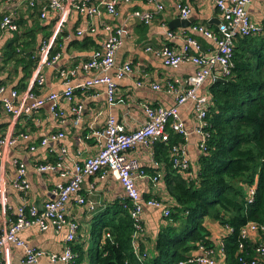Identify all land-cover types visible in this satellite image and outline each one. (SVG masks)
<instances>
[{
  "label": "built area",
  "instance_id": "1",
  "mask_svg": "<svg viewBox=\"0 0 264 264\" xmlns=\"http://www.w3.org/2000/svg\"><path fill=\"white\" fill-rule=\"evenodd\" d=\"M10 1L15 3H13L12 10L6 11L1 17L0 37L5 31H16L18 29V24L14 17L19 14L16 7L21 4L25 5V7L38 6L39 17L42 19H47L46 17L52 14L56 18L52 31L42 39L39 47L32 55L34 59L36 58V63L33 67L34 75L31 83L22 91L11 87L8 92H5V85L0 82V105L5 112L10 114L13 120H17L19 117L25 115H32L44 103L50 102L49 109L53 118L57 117L64 121V111L59 109L58 106L60 100H66L70 104L71 110H74L78 115L81 111V104L76 101L75 86H80L84 90L90 88L92 85L102 84L106 91L108 104L110 105L115 101L117 79L128 76L132 72L133 67L130 61L115 66L116 51L123 42L121 35L123 28L121 26H113L110 23L103 25L106 37L101 42L100 47L93 50L92 55L88 59L82 60L80 63L72 65V67L60 68L58 70L64 79V87L60 92L54 91L40 94L35 92L32 86L42 85L45 81L44 67L52 66L60 58L61 50L51 53V49L55 43L56 35L60 33L74 11L92 17L98 15L104 9L107 13L115 15L117 14V5L119 3L126 4L133 0ZM146 1L153 5L152 9H135L130 11L128 16L135 17L145 24L149 23L157 13H161L165 9V4L162 0ZM210 1L216 7L217 13H219L216 30L212 31L202 24L192 26L191 30L202 33L213 40L215 47L212 50H202L199 41L193 35L184 36L185 43L181 49H176L168 43H165L160 48H154L150 45L145 47V50H149L158 56L164 65L177 68L183 62L195 64L196 71L194 73L184 75V77L173 76L163 85L164 89L174 94V104L166 108L161 105H144L145 122L137 126V128L130 130L122 122L118 121L112 113L108 114L104 120V124L99 130L95 131L99 138L98 150L82 161L74 159L72 170H60L61 176L69 174V178L66 181L54 184L51 190L53 197L45 201L44 208L38 210L35 205L27 203L24 199L25 197H23L16 215L4 221L0 228V264H7V261L4 260V254L9 245L12 244L23 247L24 255L21 260L32 264H39L38 258L44 251L29 246L19 236L21 231L29 226H38L41 229H47L52 226L56 230L63 229L66 226L68 230L64 237L63 250L58 254L50 253L49 257L56 264H73L77 257L76 252L73 250V244L75 243L78 223L69 218V202L72 201L80 205L88 203L89 209L94 208L93 203L88 202L80 190L83 187L82 182L84 178L96 173H99L101 176L109 174L121 184L127 201L124 207L128 209L131 220H133L131 244L134 254L141 262L151 257L146 245L145 226L142 223V219H140L141 212L145 205L154 206L161 209L163 217L168 219L171 208L165 200L141 196L138 183L135 179V172H138L140 176L145 175V172L139 168L137 160L129 156V152L135 144H143L148 147L153 145L156 140L167 142L170 133L174 131L181 134L183 140L173 142L169 149V153L173 158V165L185 171L186 175L194 173L184 151L183 143L190 131L182 124L179 117L180 105L184 104L186 100H190L197 111V126L194 131L199 136L198 144L202 154L207 147L205 143L209 137L206 118L209 97L206 93L200 92L202 84L207 79L228 75L230 72L229 68L232 65L234 38L239 34L247 35L251 32H256L259 28L246 9V4L250 0ZM174 7L181 17H189L191 7L188 3L177 0L174 2ZM90 30H94V26L91 24L87 28V31ZM82 32H84L83 28L79 27L76 29L77 34H81ZM167 33L169 36H175L171 30H167ZM79 70L86 72L92 70L95 73L85 82L74 85L72 84V79ZM152 87L162 89V85L157 82H152ZM76 118H79V115ZM64 135L65 133L59 131L35 139L30 131H17L13 126H10L5 133L0 135V171L5 170L6 158L11 150L10 148L15 146L18 140L23 139L26 147L30 151H34L37 149V145H45L47 142ZM13 164L16 167V175L11 180V184L19 191L21 190L23 196H25L30 189L26 177L27 167H25L24 162L17 158L13 159ZM62 165V162L56 159V161H37L36 167L41 171H56L63 169L64 166ZM161 175L162 172L156 170L150 179L156 184ZM5 184L6 180L1 176V205L5 201ZM254 191V186H251L248 192L250 200L253 199ZM224 226H227L228 230L231 229L226 224ZM260 229H264V225ZM257 231L258 226L253 222H248L241 229L240 235H242V238H250V234L257 233ZM140 242L143 244V247L140 246ZM241 249L242 244H239V250ZM200 250V252L190 254L185 259H180L174 264H224L226 254H224L223 240L219 243L218 247L204 248L200 245ZM256 252L264 254V247H257ZM250 264H256V262L253 260Z\"/></svg>",
  "mask_w": 264,
  "mask_h": 264
},
{
  "label": "crops",
  "instance_id": "2",
  "mask_svg": "<svg viewBox=\"0 0 264 264\" xmlns=\"http://www.w3.org/2000/svg\"><path fill=\"white\" fill-rule=\"evenodd\" d=\"M0 1V10L4 11L12 10L13 3H15L10 0ZM162 1L165 4V9L163 12L157 13L149 23H141L135 17L128 16V14L135 9H152L153 5L146 0H133L126 4L119 3L115 15L107 13L104 9L98 15L92 17L74 11L59 33L61 56L52 66L44 67L45 81L38 86L39 91H36L40 94L60 92L63 89L64 79L58 70L72 67V65L80 63L82 60L88 59L93 50L100 47L101 42L106 37V32L103 29L104 24L110 23L113 26L123 28L121 34L123 42L116 51L115 66L130 61L133 70L128 76L117 79L116 98L110 105L107 102L106 91L102 84H95L84 90L80 86H75L76 101L81 104L79 118H76L78 115L74 110H71L70 104L66 100H60L58 103L59 109L64 111V121L57 117L53 118L49 109L50 102L44 103L32 115L19 117L17 120H13L10 114L5 112L0 105V135L5 133L10 126H13L17 131H30L35 139L59 131L65 133L63 137H58L45 145H37V149L34 151H30L26 147L23 139L18 140V143L10 148L11 150L6 158V168L4 171H0V177L2 176L6 180L5 201L3 204L5 206L0 204V228L4 221L16 215L23 197H25L27 203L35 205L38 210H42L40 207H44L45 201L53 197L51 190L54 184L66 181L69 178V174L61 176L60 170H72L74 159L82 161L98 150L99 138L95 131L99 130L104 124L108 114L112 113L118 121L130 130L145 122L144 105H161L166 108L174 104V94L164 89L163 85L173 76L184 77V75L194 73L196 71L195 64L183 62L177 68L164 65L158 56L149 50H145L147 45L160 48L168 43L176 49H181L185 43L184 36L193 35L199 41L202 50H212L215 47L213 40L202 33L191 30L192 26L201 24L212 31L216 30L219 13H217L216 7L210 0H180L190 5L189 17H192L193 20L187 26L174 27H169L168 24L170 20L178 15V11L174 7V2L177 0ZM16 9L19 11V16L22 15V18L27 20L25 22L27 26L30 22V17H27V15L31 14L25 5L21 4ZM246 9L254 22L264 17L263 0H250L246 4ZM53 16V14L48 15L47 19L39 17L43 24L48 25L46 28L48 31L52 27V22H54ZM90 24L94 26L93 31H87ZM79 27L84 30L81 34L76 33V29ZM167 30H171L175 36H169ZM7 33L9 32L5 31L0 37L1 46L8 39L6 38ZM42 34L44 35V30L40 29L36 34L38 40ZM85 37H88V40L84 43L74 42L75 39L81 41ZM2 52L0 51L1 55ZM94 73L92 70L87 72L79 70L74 75L72 84L77 85L85 82ZM22 75L21 67L16 66L14 61L4 62L3 58L0 57V79H2L1 83L5 85V92H8L11 87L18 89L17 84L20 82ZM33 75L32 69L25 78V88L31 83ZM152 82L161 84L162 89L153 88ZM24 89L18 90L22 91ZM196 114L197 111L190 100H186L184 104L180 105L179 117L182 124L190 131L183 145L193 172L200 169L198 157L201 154L198 144L199 136L194 131L197 126ZM156 141L148 147L143 144H135L131 148L129 156L134 157L139 164V168L145 172L143 176L135 172V179L141 196L144 198H160L165 200L168 205L172 204L173 200L167 195L162 175L156 184L150 179L156 170L164 173L165 168L164 163H161L155 156ZM168 157L174 169L186 173L173 165V158L170 153ZM14 158L20 159L27 167L26 177L30 189L25 196H23L21 190L19 191L11 184V180L16 175V167L13 164ZM56 159L62 162L63 169L41 171L36 167L37 161H56ZM82 184L83 187L80 192L85 195L88 202L93 203L94 208L89 209L88 203L80 205L72 201L69 202V218L78 223L73 247L75 246L77 249L79 247L83 252L81 256L76 257L73 264H89L87 251L94 244V240L91 239L90 235L91 219L94 214L112 205L115 200L124 204L127 202L121 184L109 174L104 176L99 175V173L93 174L84 178ZM140 219H142L146 230V245L150 254H152L155 236L167 224V219L163 217L161 209L147 205L144 206ZM204 223L216 247L222 242L225 235L231 231L211 216L206 217ZM67 230L66 226L60 230H56L52 226L47 229L29 226L23 229L19 236L29 246L44 251L38 258L39 264H56L50 259L49 254H58L63 250ZM250 240L252 242H262V237L258 233H251ZM77 251L75 252L78 256ZM23 255V247L12 244L7 248L4 260L7 261V264H32L21 260ZM258 256L256 264H264V254Z\"/></svg>",
  "mask_w": 264,
  "mask_h": 264
},
{
  "label": "trees",
  "instance_id": "3",
  "mask_svg": "<svg viewBox=\"0 0 264 264\" xmlns=\"http://www.w3.org/2000/svg\"><path fill=\"white\" fill-rule=\"evenodd\" d=\"M37 8L26 7L31 14L27 15V26L22 15H15L18 29L6 31L8 39L0 45L3 61H14L21 67L18 89L25 88V78L36 63L32 55L54 24L48 31ZM5 12L0 10V20ZM256 22V32L234 38L232 65L229 74L223 76L225 79H207L200 89L209 97V137L204 153L198 157L200 169L186 175L172 167L169 149L173 142L183 140L181 134L172 131L167 142H155V156L164 163L162 177L173 202L169 204L167 224L155 236L151 257L141 262L135 256L131 244L133 220L124 203L115 200L91 219L94 244L87 251L89 264H174L200 252V245L215 247L204 223L208 216L231 228L223 238L224 264H250L253 260L257 263L256 248L264 247V229H260L264 225V17ZM40 29L44 35L38 40ZM87 40L85 37L74 42ZM56 50L60 51L59 34L51 53ZM32 88L39 91L37 85ZM251 186L255 188L252 200L248 198ZM248 222L258 226L262 242L242 238L240 231ZM140 246L143 247L141 242ZM73 250H78L77 257L83 254L79 247L74 246Z\"/></svg>",
  "mask_w": 264,
  "mask_h": 264
},
{
  "label": "water",
  "instance_id": "4",
  "mask_svg": "<svg viewBox=\"0 0 264 264\" xmlns=\"http://www.w3.org/2000/svg\"><path fill=\"white\" fill-rule=\"evenodd\" d=\"M193 18L192 17H181L180 15H177L175 18L170 20L169 22V27H174V26H187L192 22ZM219 21V20H218ZM225 78L223 76L221 77H215L214 80L216 81H221L224 80ZM43 209L44 207H40Z\"/></svg>",
  "mask_w": 264,
  "mask_h": 264
},
{
  "label": "rangeland",
  "instance_id": "5",
  "mask_svg": "<svg viewBox=\"0 0 264 264\" xmlns=\"http://www.w3.org/2000/svg\"><path fill=\"white\" fill-rule=\"evenodd\" d=\"M256 24L258 25V23L256 22Z\"/></svg>",
  "mask_w": 264,
  "mask_h": 264
},
{
  "label": "bare ground",
  "instance_id": "6",
  "mask_svg": "<svg viewBox=\"0 0 264 264\" xmlns=\"http://www.w3.org/2000/svg\"><path fill=\"white\" fill-rule=\"evenodd\" d=\"M80 259V258H79Z\"/></svg>",
  "mask_w": 264,
  "mask_h": 264
}]
</instances>
